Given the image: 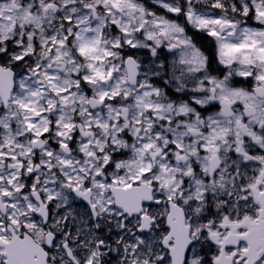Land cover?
Returning <instances> with one entry per match:
<instances>
[{
    "label": "snow or ice",
    "instance_id": "obj_1",
    "mask_svg": "<svg viewBox=\"0 0 264 264\" xmlns=\"http://www.w3.org/2000/svg\"><path fill=\"white\" fill-rule=\"evenodd\" d=\"M0 264H264V0H0Z\"/></svg>",
    "mask_w": 264,
    "mask_h": 264
},
{
    "label": "flooded vegetation",
    "instance_id": "obj_2",
    "mask_svg": "<svg viewBox=\"0 0 264 264\" xmlns=\"http://www.w3.org/2000/svg\"><path fill=\"white\" fill-rule=\"evenodd\" d=\"M200 43H201V45L203 46V48L205 49L206 52L211 53V52L213 51V49H214V45H213V43L210 41L209 38H207V37H203V36H202V37L200 38ZM170 57H171V56H169V58H170ZM214 67L222 68L223 66L218 65V64H214ZM238 80H240V81H241V84H243V80H242V78H239Z\"/></svg>",
    "mask_w": 264,
    "mask_h": 264
}]
</instances>
